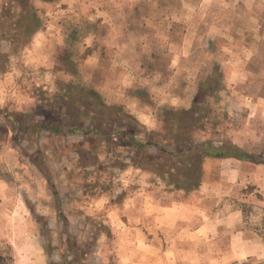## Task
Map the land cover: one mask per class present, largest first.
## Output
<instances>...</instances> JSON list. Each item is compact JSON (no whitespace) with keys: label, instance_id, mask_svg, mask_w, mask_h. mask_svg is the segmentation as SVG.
<instances>
[{"label":"rangeland","instance_id":"374dc122","mask_svg":"<svg viewBox=\"0 0 264 264\" xmlns=\"http://www.w3.org/2000/svg\"><path fill=\"white\" fill-rule=\"evenodd\" d=\"M33 6L44 23L31 40L0 39V264H145L161 246L179 249L162 255L170 264H264V0ZM13 7L0 0V28ZM72 87L99 95L104 126L169 145L186 131L263 162L207 158L197 170L184 156L156 171L123 134L29 136L6 119L69 120ZM173 110L193 113L180 126ZM31 158L52 171L66 227Z\"/></svg>","mask_w":264,"mask_h":264},{"label":"trees","instance_id":"16d2710c","mask_svg":"<svg viewBox=\"0 0 264 264\" xmlns=\"http://www.w3.org/2000/svg\"><path fill=\"white\" fill-rule=\"evenodd\" d=\"M7 5L14 6L13 8L18 7L19 9L13 11L11 8H6L2 11V24L0 28L2 30L0 32V39H7L8 43L12 44L9 38L10 31H13L15 36L21 38V43H28V40H31L32 36L43 26L44 21L41 13L33 6V0H7ZM9 23L10 25H8ZM206 98L207 91L204 89L199 93L196 102L204 103ZM65 108L67 112L66 115L70 118L69 120L52 116L44 121H30L28 123H24L23 121L26 119L24 114L8 115L6 119L14 123L16 131L29 136L48 133L52 135L82 137L98 135L108 138L111 133L123 134L130 140V144L135 148L138 155L144 154V158L146 160L150 162L153 161V169L156 171H159L160 164L183 163L184 156H189L193 159L194 164L197 166V170L201 168L202 163L207 158H234L256 164L263 162L260 157L248 153L232 143L216 145L212 141L208 140L198 142L190 135L188 136V132L186 131H184L183 135L171 137L168 140L170 143L169 145L168 143L162 142L161 139H157V141L140 140L136 137L137 134L133 133V131L136 130V127L129 126L119 120L110 119L109 125L104 126L98 117L104 114L105 107L102 105L99 95L89 89L72 87L68 93ZM78 112L85 114L84 116L86 119H81L82 116L80 113L77 116L76 113ZM180 112L183 113L182 110H173L171 112L172 118L177 121L178 125L183 126L184 118ZM184 113H193V110L184 111ZM89 116L94 117L90 119ZM195 121H197V119L191 117L190 128L193 126L195 127V124H197ZM124 128L128 129V132L123 131ZM135 132H137V130ZM31 159L41 176L46 180L48 188L55 199L58 215L64 222H66V227L68 222L62 210V199L52 171L46 165L44 159ZM179 185L180 186L178 187L180 189L184 188V190H190L186 189L182 183Z\"/></svg>","mask_w":264,"mask_h":264},{"label":"crops","instance_id":"0c3cea01","mask_svg":"<svg viewBox=\"0 0 264 264\" xmlns=\"http://www.w3.org/2000/svg\"><path fill=\"white\" fill-rule=\"evenodd\" d=\"M148 250H150V253L158 254V255H161V256H158V257L154 258V259H156V261L147 262L145 264H170L168 262V260L162 255H164V254L169 255L170 253H173V252H179V249L177 247H175V248L173 247L172 248V247H163V246L150 248ZM158 260H160V261H158Z\"/></svg>","mask_w":264,"mask_h":264}]
</instances>
